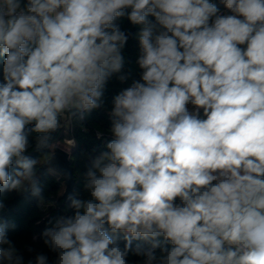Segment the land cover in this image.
<instances>
[{
    "label": "clouds",
    "instance_id": "1",
    "mask_svg": "<svg viewBox=\"0 0 264 264\" xmlns=\"http://www.w3.org/2000/svg\"><path fill=\"white\" fill-rule=\"evenodd\" d=\"M221 3L0 0V194L43 199L29 148L102 106L128 40L115 21L142 26L141 78L113 99L107 150L89 154V198L69 194L73 214L41 234L53 264H264V0ZM10 227L0 219V264H25Z\"/></svg>",
    "mask_w": 264,
    "mask_h": 264
},
{
    "label": "trees",
    "instance_id": "2",
    "mask_svg": "<svg viewBox=\"0 0 264 264\" xmlns=\"http://www.w3.org/2000/svg\"><path fill=\"white\" fill-rule=\"evenodd\" d=\"M211 2L215 3L222 13H228L221 0H211ZM126 11L130 12L131 9H127ZM149 19L155 23L154 17H149ZM115 23L128 35L127 43L122 50L124 66L121 72L113 74L106 84L102 97V106L86 114L83 120L73 117L70 113H65L71 132L65 134L63 129H60L52 134L53 140L49 148L37 151L33 143L32 147L28 150L27 154L38 160L36 171L42 188L43 199L34 197L30 193H18L15 191L0 194V198L5 202V207L0 210V219L7 221L9 224H15L14 229L11 227L8 229V236L19 253L24 257L25 264L29 260L34 261L35 256L39 253L46 254L49 258V264H53L57 254L44 244L41 234L45 228L51 227L50 221L54 223L57 217L70 216L74 212L73 209L68 207V204H63L62 194L65 188L63 177L45 165L52 154L54 144L64 142V140H74L75 145L71 148L70 158L75 176L73 194L78 195L79 198H89V193L83 188L84 172L91 163L89 154L94 158L100 152L107 150L106 144L112 139L109 130L111 128L112 117L110 113L113 107V99L121 91L130 87L134 81L141 78L142 69L138 65V58L141 55L139 32L142 26L134 25L127 16L118 18ZM4 59L5 57L0 56V83H3ZM120 76H124L125 79L121 81L119 79ZM200 115L201 118H204L202 110ZM35 135L37 134H32L33 137ZM52 200H56L55 206L48 209L41 207V203ZM177 202H179L178 198ZM118 243L123 247L124 240L122 233L118 234ZM137 244L147 246L142 240L133 241V249ZM168 247L170 248L171 245H168ZM156 254H160L159 249L156 250ZM127 260L128 264H139L143 260V257L136 256L130 252Z\"/></svg>",
    "mask_w": 264,
    "mask_h": 264
},
{
    "label": "water",
    "instance_id": "3",
    "mask_svg": "<svg viewBox=\"0 0 264 264\" xmlns=\"http://www.w3.org/2000/svg\"><path fill=\"white\" fill-rule=\"evenodd\" d=\"M71 153L60 146H53L52 154L46 162V167L51 168L63 177L64 192L62 194L63 204H68L66 197L73 194L75 186L74 168L71 162ZM53 159L50 164L49 160Z\"/></svg>",
    "mask_w": 264,
    "mask_h": 264
},
{
    "label": "rangeland",
    "instance_id": "4",
    "mask_svg": "<svg viewBox=\"0 0 264 264\" xmlns=\"http://www.w3.org/2000/svg\"><path fill=\"white\" fill-rule=\"evenodd\" d=\"M60 146L65 150H69L72 148L70 145L67 144V140H64V142H60V143H55L54 146ZM56 204V200H52L50 202H46V203H41V207L43 209H48L49 207H53Z\"/></svg>",
    "mask_w": 264,
    "mask_h": 264
},
{
    "label": "built area",
    "instance_id": "5",
    "mask_svg": "<svg viewBox=\"0 0 264 264\" xmlns=\"http://www.w3.org/2000/svg\"><path fill=\"white\" fill-rule=\"evenodd\" d=\"M62 122H63V126L61 129H63L65 134L70 133L71 132L70 124H69V121L67 120L65 114L62 116ZM73 141H74L73 139L67 140V144L70 145L71 147H73L75 145V142L73 143ZM67 151L71 153L72 150L70 149V151L69 150H67Z\"/></svg>",
    "mask_w": 264,
    "mask_h": 264
}]
</instances>
